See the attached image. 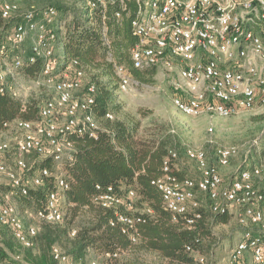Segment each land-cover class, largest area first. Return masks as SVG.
Here are the masks:
<instances>
[{
  "label": "built area",
  "instance_id": "obj_1",
  "mask_svg": "<svg viewBox=\"0 0 264 264\" xmlns=\"http://www.w3.org/2000/svg\"><path fill=\"white\" fill-rule=\"evenodd\" d=\"M19 1H1V18L9 19L16 14ZM108 3L114 4L115 0H87L86 6L92 10L105 8ZM119 4L124 6L122 0ZM136 5L131 31L138 45L131 51L132 67L143 70L162 65L174 70L171 103L177 112L190 117L229 118L256 106L264 109V0H136ZM55 15L51 7L41 11L37 18L29 11L23 16L24 24L8 31L5 44L0 46V93L5 91L7 78L22 64L19 56L8 62V46L19 48L28 38L30 62L36 58L43 60L41 74L33 83L54 93V98L40 107L36 121L18 119L4 125L15 133L14 168L8 167L4 160V155L11 152L9 143L0 144V183L5 178L26 195L27 186L37 187L49 178L54 179L44 208L34 216L29 215L35 223H23L15 207L7 202L11 194L5 195V203L0 205V228L8 229L26 249L34 246L39 223L61 221L59 192L67 189V183L62 172L52 174L46 167L28 179L27 172L35 162L29 164L24 157L37 155L61 165L71 160L72 144L67 137L88 134L96 139L97 136L92 114L95 89L86 83L85 73L75 68L76 62L59 74L52 73L55 35L51 26ZM114 18H120V14L116 12ZM115 73L118 91L127 92L134 80L121 66L115 67ZM78 93L82 95L76 96ZM106 118L112 119V115L108 113ZM184 154L187 160L196 163L197 179L177 177L178 153L171 149L163 158L162 175L151 181L161 194L164 210L171 213L173 221L183 218L185 225L192 228L201 218L197 194L206 195L212 214L233 215L242 230L226 257V264H264V191L255 186V179L263 176L264 159L225 182L217 167H227L238 156V149L216 146V166L208 164L205 151L186 148ZM134 198V191H129L125 200L110 191H99L92 198L95 205L116 211L122 233L128 234L132 242L137 226L153 215L149 209L135 216L118 213L121 205L131 211ZM74 234L73 231L71 236ZM51 256L57 264H77L58 246L51 248ZM112 257L118 255L114 253ZM204 260L201 256L197 258L200 264ZM88 264L97 263L93 260Z\"/></svg>",
  "mask_w": 264,
  "mask_h": 264
},
{
  "label": "trees",
  "instance_id": "obj_2",
  "mask_svg": "<svg viewBox=\"0 0 264 264\" xmlns=\"http://www.w3.org/2000/svg\"><path fill=\"white\" fill-rule=\"evenodd\" d=\"M22 1L18 2V12L9 19H2L0 15V46L5 44L7 32L12 29H9L10 21L14 26L24 24L23 16L29 11L37 18L41 11L54 8L52 73L56 75L67 70L73 62H76V69L85 73L86 83L95 89L92 114L97 136L96 139L88 134L67 137L72 150L71 160L61 163L67 183V189L59 192L60 203L65 205V210L61 209V221L39 223L35 244L29 249L19 245L8 229L0 228V232L1 229L7 231L1 233L0 264H57L51 256L53 246H58L77 264H88L93 260L97 264H147L138 255L149 252L171 263L190 264L188 254L199 251L203 240L207 247L211 246L213 234L210 226L226 225L233 215L212 214L207 196L200 193L205 196L207 206H200L201 218L193 227L188 228L183 218L173 221L171 213L164 210L161 194L151 181L162 175L163 158L169 150L176 149V144L165 137L140 138L137 121L117 118L121 105L115 102L118 89L115 67H123L126 74L141 83L150 82L155 75L154 69L143 71L132 67L131 51L138 45L131 31L136 0H122L124 6L119 4L120 0H115L105 8L92 10L86 6L87 0H80L70 7L53 0H40L24 11L19 4ZM116 12L120 14L118 19L114 18ZM8 48V62L19 56L22 64L12 77L7 78L5 91L0 93V135L12 132L4 125L15 120L36 121L42 106L39 99L22 101L14 91L18 76L32 81L40 76L43 60L36 58L30 62L29 38L19 48ZM108 113L114 117L107 119ZM53 164L50 159L41 164L35 161L26 176L31 179L41 168L50 170ZM176 175L184 178L177 172ZM53 185L54 179L49 178L43 185L27 186V193L23 195L11 184L0 183V205L5 203L3 196L11 194L20 212L25 214L24 218L21 217L15 208L23 223H35L29 215L34 216L44 208L47 193L54 188ZM99 191H110L123 200L129 191H134L133 209L128 211L121 205L118 213L135 216L145 209L153 212L146 223L137 226L135 242L128 234L122 233L115 210L103 209L92 202ZM73 231L75 234L71 236ZM114 253L118 257H112Z\"/></svg>",
  "mask_w": 264,
  "mask_h": 264
},
{
  "label": "rangeland",
  "instance_id": "obj_3",
  "mask_svg": "<svg viewBox=\"0 0 264 264\" xmlns=\"http://www.w3.org/2000/svg\"><path fill=\"white\" fill-rule=\"evenodd\" d=\"M5 1V0H1ZM12 1V0H6ZM40 0H24L20 4L22 11L29 5L39 3ZM64 7H70L77 4L80 0H53ZM9 29L13 28L14 22L10 21ZM155 70V75L148 83H141L134 80V84L127 92L115 93V102L121 105V111L117 115L118 119L126 121H137L139 123L138 137L143 139H152L165 137L173 141L177 146L176 151L179 160L176 162V172L182 177L197 179L199 171L194 161H189L185 157L184 150L191 148L194 150L205 151L209 165L216 166L214 157V148L217 146L235 147L239 154L230 161L227 167H217L224 181H228L238 171L242 169H251L254 165H259L264 159V109L256 106L249 111H243L236 116L229 118L210 117L201 115L190 117L177 112L172 106L171 99L173 89L171 86L175 71L168 70L162 65L150 68ZM144 71V70H143ZM148 78V76H146ZM15 95L25 101L29 98L39 99L42 104L49 99L54 98L53 91L44 86H36L31 79L23 80L18 76L15 81ZM78 93L76 96H81ZM114 117V115H112ZM212 129V132L208 130ZM14 132H7L0 135V144L7 142L10 145V153L4 155L5 164L14 168ZM252 145V146H251ZM252 147L248 150V147ZM248 153V154H246ZM247 155V156H245ZM27 163L41 164L44 160L42 157L30 155L24 157ZM52 174L63 172V165L53 164L51 167ZM30 178V176H28ZM1 183H8L2 178ZM255 186L264 191V172L261 178L255 179ZM198 199L203 206H207V200L204 195L197 194ZM4 200V196H3ZM8 203L18 209L15 198L9 196ZM65 205L61 204V209L65 210ZM21 217L25 214L20 212ZM27 219L30 223L29 216ZM211 227V228H210ZM213 236L210 247H207L205 240L196 253L188 254L191 259L190 264H200L197 261L198 256L203 257V264H226V257L230 250L233 249L239 239L241 231L235 217L230 218L226 225L210 226ZM6 229H1L3 234ZM229 245V246H228ZM141 261L147 264H179L163 260L154 253H140L138 255Z\"/></svg>",
  "mask_w": 264,
  "mask_h": 264
},
{
  "label": "crops",
  "instance_id": "obj_4",
  "mask_svg": "<svg viewBox=\"0 0 264 264\" xmlns=\"http://www.w3.org/2000/svg\"><path fill=\"white\" fill-rule=\"evenodd\" d=\"M240 233H242V230L239 232V236H240Z\"/></svg>",
  "mask_w": 264,
  "mask_h": 264
}]
</instances>
